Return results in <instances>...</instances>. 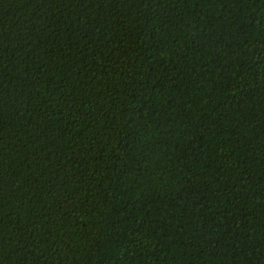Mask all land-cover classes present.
Here are the masks:
<instances>
[{"label":"trees","instance_id":"trees-1","mask_svg":"<svg viewBox=\"0 0 264 264\" xmlns=\"http://www.w3.org/2000/svg\"><path fill=\"white\" fill-rule=\"evenodd\" d=\"M0 264H264V0H0Z\"/></svg>","mask_w":264,"mask_h":264}]
</instances>
